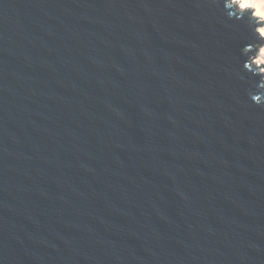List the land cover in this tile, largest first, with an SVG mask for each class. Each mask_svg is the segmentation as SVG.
<instances>
[{"label":"water","instance_id":"obj_1","mask_svg":"<svg viewBox=\"0 0 264 264\" xmlns=\"http://www.w3.org/2000/svg\"><path fill=\"white\" fill-rule=\"evenodd\" d=\"M232 0H0V264H264V38Z\"/></svg>","mask_w":264,"mask_h":264},{"label":"bare ground","instance_id":"obj_2","mask_svg":"<svg viewBox=\"0 0 264 264\" xmlns=\"http://www.w3.org/2000/svg\"><path fill=\"white\" fill-rule=\"evenodd\" d=\"M237 13L249 14L253 20L259 26L257 29V35L264 38V0H232ZM242 3H245L246 6H241ZM255 60L253 63L256 68H259V73L264 75V45H261L256 51ZM263 79V78H262ZM264 82V79H263Z\"/></svg>","mask_w":264,"mask_h":264},{"label":"rangeland","instance_id":"obj_3","mask_svg":"<svg viewBox=\"0 0 264 264\" xmlns=\"http://www.w3.org/2000/svg\"><path fill=\"white\" fill-rule=\"evenodd\" d=\"M260 46H261V45H258V46H257V49H259ZM256 53H257V52H255L254 55H252L251 65H253V66H255V64L253 63V61L255 60ZM262 78L264 79V75H262Z\"/></svg>","mask_w":264,"mask_h":264},{"label":"snow or ice","instance_id":"obj_4","mask_svg":"<svg viewBox=\"0 0 264 264\" xmlns=\"http://www.w3.org/2000/svg\"><path fill=\"white\" fill-rule=\"evenodd\" d=\"M241 6H242V7H243V6H246V4H245V3H242ZM261 15H264V13H261ZM262 31H264V30H262Z\"/></svg>","mask_w":264,"mask_h":264}]
</instances>
